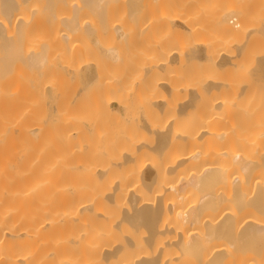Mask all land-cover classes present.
<instances>
[{
    "label": "bare ground",
    "instance_id": "6f19581e",
    "mask_svg": "<svg viewBox=\"0 0 264 264\" xmlns=\"http://www.w3.org/2000/svg\"><path fill=\"white\" fill-rule=\"evenodd\" d=\"M141 1L0 0V264H264V110L234 76L260 27L223 13L205 42L191 0ZM163 26L203 42L147 48Z\"/></svg>",
    "mask_w": 264,
    "mask_h": 264
},
{
    "label": "rangeland",
    "instance_id": "374dc122",
    "mask_svg": "<svg viewBox=\"0 0 264 264\" xmlns=\"http://www.w3.org/2000/svg\"><path fill=\"white\" fill-rule=\"evenodd\" d=\"M156 1H158V2H156ZM160 1H162V2H164L165 0H142L141 1V3L143 4L144 3V5H145V7H143L142 5V8H148V13L149 14H147V15H151V14H153L152 12H151V10L153 9V5H155V4H160L159 2ZM168 0H166L165 2H167ZM153 2H155L154 4H153ZM161 2V4H163ZM190 2V1H189ZM152 3V4H151ZM192 5H191V4ZM189 4H190V6L189 7H192V9H197V11L199 10L200 11V16H199V19H197V20H199V21H197L196 19V21L198 22V23H195L196 25H200L201 27H205V30L203 29V31L201 32V33H203V34H201L202 35V38L204 39L203 41H205V42H208L212 37H213V35H215L216 34V31H217V29H215V18L216 17H222V16H224V14L225 15H227L228 13H232V14H237V16H239V17H241L242 16V13H244V14H246L247 16H245V15H243L242 17L244 18H247L246 20H245V18L244 19H242L244 22H245V24L247 25V26H249L248 28H252L253 26H259L260 27V30H258V31H252V33H251V35H253V36H251L252 38H250V41H248L249 43H247V44H244L242 47H241V51H242V53H245V52H247V54H245L244 56H242V58H241V61H240V63H239V65L236 67V69H235V80L238 82V83H240V84H242V85H244L245 87H248V86H250V88H249V90L248 91H250V97H249V99L246 101L247 103H246V105H250L252 108H254L255 110H257L256 111V115H253V118L254 119H257L259 116H261V114L263 113V110H264V64H262V63H264V0H191V2H190ZM165 4V3H164ZM167 4V3H166ZM188 4V5H189ZM151 7V9L149 10V8ZM155 7V6H154ZM157 7V6H156ZM189 9H191V8H189ZM142 11V13L143 14H145L144 13V10L142 9L141 10ZM152 11H154V9L152 10ZM146 12V11H145ZM224 13V14H223ZM240 14H241V16H240ZM146 14L144 15V17L145 16H147ZM215 16V17H214ZM204 20V21H203ZM206 21V22H205ZM257 22V23H256ZM200 23V24H199ZM214 23V24H213ZM204 24V25H203ZM213 24V25H212ZM213 27V28H212ZM165 28V29H164ZM214 29V30H212V29ZM173 29V31H174V28L173 27H169V26H167V27H165V26H163V28H161V29H158V30H155L156 32H157V34H156V32L153 30V31H151L152 32V34L154 33V35L156 34V35H158V36H156V37H154L153 39L151 38V41H154V42H150V41H148L147 42V44H150V45H148L147 46V48L149 47V46H151L150 48L152 49V47H153V45L156 43V42H158V40L160 39V40H162V42H164L165 43V45H167V47L169 48V47H171V44H172V47H174V49H178V50H180V49H182L183 47L185 48L186 46H187V44H188V40H192L193 38L195 39V41H198L199 43H201V42H203L202 41V38H200L201 37V35L199 36V33H200V30H199V32H196V37H197V39L195 38V36L193 35L192 37L193 38H191V39H189L188 37H190V36H187V38H188V40L186 39V35H184V34H178V35H176V33H174L173 31H171ZM161 31V32H160ZM171 31V32H170ZM206 31V32H205ZM214 31V32H213ZM150 32V33H151ZM206 33V34H205ZM208 33V34H207ZM171 34V35H170ZM205 34V35H204ZM204 35V36H203ZM212 35V36H211ZM180 36V37H179ZM164 37H165V39H164ZM168 37V38H167ZM155 38L157 39V40H155ZM167 38V39H166ZM177 38V39H176ZM108 40V39H107ZM116 40L117 39H112V38H110V41L112 42H108L109 43V45L110 46H115V45H118L117 47H119V42H117V43H115L116 42ZM159 40V41H160ZM163 40H165V41H163ZM167 40V41H166ZM118 41H120V39L118 40ZM172 43H171V42ZM192 42V41H191ZM145 43V42H144ZM142 44V42H140V43H138V44H142L141 46H138V44L137 45H135L136 47V49H138V48H140V50H141V48H144V46H145V44ZM170 45V46H168V44ZM173 43H174V45H173ZM176 43H177V45H176ZM111 44H115V45H111ZM108 45V46H109ZM178 48H177V47ZM150 48H149V50H150ZM183 48V49H184ZM261 60V62H259ZM197 63H199L198 61H199V59H197V60H195ZM194 61V62H195ZM193 61H192V63L191 64H189L188 66H187V70H184V69H186L185 68V66H183V68L182 69H178V68H180V67H182V66H179L177 69H174L175 70V73H174V71L172 70V72H171V70L170 69H168V68H166L164 71V73H166V76H178V75H175L176 74V72L179 74V75H181L182 77H183V75L182 74H185L186 72H188V71H190L191 69H189V66L191 67V65L194 63ZM115 63H117V64H115ZM115 63H113L112 65L114 66V65H116V67L114 66V68H112V69H110L111 67H113L112 65H111V67H109V69H110V71H112V73H114L113 71L115 70V68H117V69H119V70H116V71H118V73L119 74H123V72H124V70H122V69H125V67L123 68H120L122 65L121 64H119L120 62H115ZM175 64H177V63H175ZM174 64V65H175ZM260 64V65H259ZM121 65V66H120ZM178 65V64H177ZM177 66H175V68H176ZM260 68H262L263 70L262 71H258V69H260ZM189 69V70H188ZM193 70H197V68H195L194 69V67L192 68ZM35 70V69H34ZM121 70V72H119ZM178 70V71H177ZM182 70H184V71H182ZM195 70V71H196ZM224 70L225 69H223V72H221V74L223 75V77L224 76H227L228 75V72H224ZM32 72H34L33 70H31ZM115 71V72H116ZM167 71H170L171 72V75H170V72H167ZM180 71V72H179ZM35 72L36 73H34V76L35 75H39V78L43 75L42 73H40L39 71H36L35 70ZM37 72H39L38 74H37ZM182 72V73H181ZM258 72V73H257ZM118 73H116L117 75H118ZM172 73H174V74H172ZM259 73H261V74H259ZM137 74H138V72H137ZM258 74L260 75V76H258ZM32 75H33V73L31 74V79H33V80H31L33 83H31V81H30V84L31 85H34V83H35V80L36 79H38V80H40V82H42V79H44L45 77H47V75H48V77L47 78H52V75H50L49 76V74H44L43 75V77H42V79H39L37 76L36 77H32ZM41 75V76H40ZM54 75V74H53ZM95 75H96V73H95ZM109 76L111 75L110 74V72H109V74H108ZM221 75V76H222ZM113 76V75H112ZM254 76H255V79H254ZM262 76V77H261ZM96 77H97V75H96ZM96 77H95V79H96ZM134 78H132L134 81L136 80V79H138L137 78V76L135 75V76H133ZM258 77V78H257ZM36 78V79H35ZM113 78H114V76L113 77H111V79L113 80ZM262 78V79H261ZM49 79H44L45 80V82H44V80H43V83H41L42 84V86H41V88H42V90H43V93H44V100H43V102H41V103H44L43 105L41 104L40 106L39 105H37V103H40V102H38L39 100H41V99H38V98H41L40 97V95H38V93L40 94L41 92H42V90L40 89V87L37 85L36 86V84H38V83H35V87H38V88H36L37 90L39 89V91H36V92H38L37 94H36V92L34 93V91H32V93L34 94H32V97H34V98H31V96H30V101H31V106L32 105H34V106H32L33 107V110H32V116H31V118H32V123H33V120H34V122L36 121V122H38V123H36V124H38V126L35 124V123H31L32 124V126L35 128L36 126L38 127V129H39V127H41L43 124L42 123H44L45 122V125H44V127L45 126H47V124L48 125H50V123H52V119L54 120V115H53V112L55 111V104H54V99H57L58 100V98L60 99V97L58 96V98H56L57 97V95H56V97H55V92L53 93L52 92V87H50L51 85L53 86L54 84H58L59 83V80L58 79H56V78H53V80H56L55 82L56 83H54L53 82V80H52V82H51V80L49 81ZM94 79V80H95ZM93 80V81H94ZM97 80V79H96ZM252 80L253 81H255L254 83L252 82ZM258 80V81H257ZM80 81H81V79H80ZM92 81V82H93ZM111 81V80H110ZM137 81V80H136ZM39 82V81H38ZM91 82V81H90ZM90 82L88 83V85H86V86H90L91 85V87L90 88H88V89H91L92 87L93 88H95L92 84H90ZM261 82V83H260ZM51 85H50V84ZM81 84L82 83H84L83 81L82 82H80ZM86 83V82H85ZM259 83V84H258ZM40 84V83H39ZM55 85V87L56 86H58V85ZM81 84H77V85H80V87L79 86H77L76 85V87H75V91H77V94L80 92V91H82V85ZM252 84H254V86L252 85ZM258 84V85H257ZM44 85H45V87H44ZM49 85V86H48ZM51 89H49L48 87ZM86 86H85V88H86ZM33 87V86H32ZM31 87V88H32ZM126 87H128L129 88V86H126ZM125 87V88H126ZM83 88H84V86H83ZM85 88L83 89V92H85ZM92 88V89H93ZM128 88H126V90L128 89ZM35 88H32L31 90H36ZM45 89V90H44ZM78 89H80L79 91H78ZM122 89V88H121ZM41 90V91H40ZM125 89H124V91H126ZM46 91V92H45ZM110 89L108 90V92H109V94H110ZM120 91V90H119ZM122 91V90H121ZM123 91V93L122 94H124V97H125V92ZM128 91H129V89L126 91V93H127V97H128ZM83 92H81V93H83ZM42 93V94H43ZM52 94V96H50L51 94ZM72 93H74V94H76V92H72ZM71 92L69 93V94H71V95H73ZM116 93H118L120 96H121V93L120 92H117L116 91ZM115 93V91H112V93L110 94V95H108L107 93H106V95L105 96H103V94H101V96H103L102 97V100H103V98H107L106 100H111V99H113L112 97H113V95L114 94H116ZM31 94V93H30ZM41 94V95H42ZM105 94V93H104ZM113 94V95H112ZM38 95V96H37ZM47 95V96H46ZM79 95L80 96H78L77 95V97H81V95L82 94H80L79 93ZM92 95V91H91V94H90V96ZM118 95V96H119ZM101 96H100V99H101ZM107 96V97H106ZM109 96V97H108ZM123 96V95H122ZM38 97V98H37ZM47 99H46V98ZM50 97H52V99L50 98ZM82 97H83V95H82ZM82 97H81V99H82ZM111 97V98H110ZM124 97H122V98H124ZM42 98V99H43ZM245 99H247V98H245ZM33 100H36V101H34L33 103H32V101ZM52 100H54V101H52ZM46 103H45V102ZM52 103V106L50 105ZM35 104H36V106H35ZM41 106L43 107V108H41ZM45 106V107H44ZM49 106V107H48ZM36 107V109L34 110V108ZM37 107H40L39 108V110H38V108ZM52 108V110H51V108ZM53 107H54V109H53ZM41 109V110H40ZM45 109V110H44ZM48 110V111H47ZM46 112V113H45ZM34 114H35V118H36V120H35V118L33 119V116H34ZM43 114V115H42ZM52 114V115H51ZM44 115H46V116H44ZM54 117V118H52V117ZM42 117V118H41ZM47 118V119H46ZM52 118V119H51ZM45 120V121H44ZM259 120H264V118L263 117H259ZM43 121V122H42ZM49 122V123H48ZM39 123H41V124H39ZM54 123V122H53ZM36 125V126H35ZM40 125V126H39ZM43 127V128H44ZM47 128H48V126H47ZM46 127L44 128V130L45 129H47ZM38 129H35L36 131L38 130ZM41 129V128H40ZM43 129H42V132H46V131H44ZM35 131V133H37ZM38 131H41V130H38ZM250 131H254V132H258V131H260V127H258V126H253V127H251L250 128V130H248V132H247V134H249L250 133ZM39 134H41V133H39ZM149 134V133H148ZM37 135H38V133H37ZM40 136V135H39ZM145 136H147L146 134H145ZM149 136H150V134H149ZM149 136H147V137H149ZM146 138V137H145ZM150 138V137H149ZM39 140H40V138H39ZM39 146H40V143H39ZM263 146H264V144H263ZM262 147V146H261Z\"/></svg>",
    "mask_w": 264,
    "mask_h": 264
}]
</instances>
